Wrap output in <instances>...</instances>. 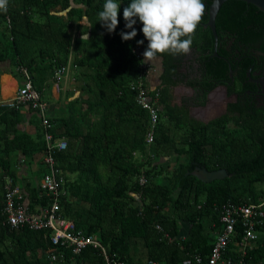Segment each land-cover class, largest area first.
Returning a JSON list of instances; mask_svg holds the SVG:
<instances>
[{"label": "trees", "instance_id": "obj_1", "mask_svg": "<svg viewBox=\"0 0 264 264\" xmlns=\"http://www.w3.org/2000/svg\"><path fill=\"white\" fill-rule=\"evenodd\" d=\"M71 1L75 5L70 6V0H8L7 11H0V64L8 62L12 74H19L16 67L23 66L42 96L53 70L64 65L70 53L74 78L80 82L79 94L65 102L64 114L49 118L58 122L60 132H53L54 136L65 140V148L54 153L55 167L62 177L58 212L85 234L96 237L108 256L122 264H143L148 259L158 264H179L194 253L207 255L215 232L221 228L222 205L264 199V116L253 122L228 115L207 123L196 121L185 108L170 103L169 86L176 83L170 75L185 54L166 53L158 57L159 83L150 91L157 94L160 106L154 140L145 145L147 112L136 104L135 93L128 85L136 79L143 60L131 50L137 47L143 55L148 42L138 19L133 40L122 41L119 35L131 31L125 28L123 19V9L130 0H116L121 5L113 34L98 22L105 0ZM210 1L203 0L205 12L191 45L197 53L196 61L206 66L222 62L210 56L213 38L202 24ZM243 5L239 0L224 1L215 15V29L224 16L236 17ZM55 7L58 9L52 10ZM138 40H144V44L137 45ZM222 70L217 69V76ZM202 85L210 87L208 83ZM22 108L0 102V264H104L100 252L91 246L77 253L58 246L50 259L49 228H11L3 223L5 177L16 184L20 178L10 163V153L20 150L24 162L36 159V178L46 171L39 120L33 112V136L20 130ZM226 125L251 126L261 135L259 166L241 164L257 159L256 150H249L255 145L252 134H247L245 141L231 144L213 138L209 128ZM170 154L175 155L171 164L156 163L159 156ZM195 165L209 170L225 168L232 173L202 182L190 174ZM140 173L146 178L142 185L137 183ZM156 176L163 181L156 182ZM21 189L30 212H37L51 200L38 183L25 182ZM235 231V238H239V222ZM257 231L246 259L264 264V218ZM228 247L233 255V246Z\"/></svg>", "mask_w": 264, "mask_h": 264}, {"label": "built area", "instance_id": "obj_2", "mask_svg": "<svg viewBox=\"0 0 264 264\" xmlns=\"http://www.w3.org/2000/svg\"><path fill=\"white\" fill-rule=\"evenodd\" d=\"M8 25V18H5ZM134 50V51H133ZM135 57L143 58L141 50L137 47L131 50ZM75 67L70 58L64 65H60L53 70L51 81L55 87L59 86L61 78L65 77L71 68ZM139 73L128 87L135 93V101L138 106L147 112V122L144 130V143L150 145L154 140L155 128L158 121L159 104L156 101L157 94H152L146 82L147 65L141 60ZM16 70L21 75V82L16 88L14 95L1 103L7 107L17 108L26 106L31 109L39 120L42 139L44 143L42 163L46 171L38 181V187L50 197V202L40 207L37 212H30L26 208L24 193L20 186L12 182L10 177H5L3 184V214L6 225L11 228L27 227L28 229L38 230L49 228V248L50 259L54 258L55 247H69L73 253L91 246L97 249L103 257L104 264H122V261L111 258L106 253L104 246L91 234H85L81 229L74 226L70 218L64 217L58 212L59 196L62 193L60 184L62 177L55 167L54 153L65 148V140L55 137L52 123L47 114V103L40 96L39 92L31 83L30 74L23 66H17ZM145 176L140 173L137 175V183L144 184ZM264 218V199L259 202H241L237 204H225L220 208L219 221L221 228L215 232V238L209 253L202 256L194 253L183 258L179 264H253L246 259L247 250L253 248L257 238V227L262 224ZM239 222L241 231L239 238H235V224ZM155 228L162 231L160 225L155 224ZM163 236L168 238L165 232ZM169 239V238H168ZM231 244L233 255L230 254ZM143 264H158L155 260L148 259ZM256 264H260L259 262Z\"/></svg>", "mask_w": 264, "mask_h": 264}, {"label": "flooded vegetation", "instance_id": "obj_3", "mask_svg": "<svg viewBox=\"0 0 264 264\" xmlns=\"http://www.w3.org/2000/svg\"><path fill=\"white\" fill-rule=\"evenodd\" d=\"M251 6L254 7L245 3L234 18L224 16L218 30L215 29L218 32L215 55L210 56L220 59L221 63L206 66L205 62L196 61L197 53L191 49L170 75L176 80L169 86L170 103L185 108L196 121L207 123L228 115L253 122L264 116V13ZM219 68L223 69L221 76H217ZM203 82L210 87L202 85ZM209 130L213 138L227 144L245 141L247 134H252L255 145L249 150H256L257 159L241 164L245 167L261 164V135L253 127L226 125ZM218 169H224L225 176L232 173L225 168Z\"/></svg>", "mask_w": 264, "mask_h": 264}, {"label": "clouds", "instance_id": "obj_4", "mask_svg": "<svg viewBox=\"0 0 264 264\" xmlns=\"http://www.w3.org/2000/svg\"><path fill=\"white\" fill-rule=\"evenodd\" d=\"M8 0H0V11H7ZM121 3L105 0L98 13V22L109 34L115 33ZM205 12L203 0H130L123 9L125 28L121 31L122 41H131L137 36L134 25L137 19L142 24L147 48L143 52L144 63L156 60L164 54H188L192 37ZM137 45L144 40L136 41ZM134 51V50H133Z\"/></svg>", "mask_w": 264, "mask_h": 264}, {"label": "crops", "instance_id": "obj_5", "mask_svg": "<svg viewBox=\"0 0 264 264\" xmlns=\"http://www.w3.org/2000/svg\"><path fill=\"white\" fill-rule=\"evenodd\" d=\"M57 9L58 7H55L52 10H57ZM56 14H60V11H57ZM146 65H147L146 82L148 87L150 89H153L159 83L158 75L160 72V59L157 58L152 62L146 63ZM0 69L1 70L3 69V71L0 72V102H2L3 100H6L7 98H10L14 95V92L21 81H18L14 76V74L8 71L9 69L8 62H6L4 65L0 64ZM73 70H74L73 68L70 69V71L68 72L69 74L67 73L66 76L64 77V85L61 89H59V86L55 87V85L51 80L49 85L46 88H44L41 97L47 103V114L49 118H55L57 115L64 114L65 102L78 96L79 94L78 85H80L79 84L80 82L75 80L74 78L75 72ZM5 77H7V79ZM21 112L24 113V119L18 124V128L33 136L35 133V128L31 120L33 118L32 115L34 113L33 111H30L26 106H23ZM51 123H52L53 132L55 134H58L60 130L58 127L57 120L55 119ZM174 160H175V155L170 154L167 156H159L156 159V163L171 164ZM10 163L12 164V166L15 167L17 171V175L18 177H20L18 181L20 188H22V185L25 182H29L31 184L34 183L37 185L40 177L36 178V176L34 175L38 167L36 159H34L33 161L24 162L21 151L14 150L13 152L10 153ZM155 180L156 182L159 183L163 181L162 177L160 176H156ZM133 196L135 200L138 201V196L136 195ZM24 201L25 203H27L26 195H24ZM182 228L183 231H185L184 230L185 226H182Z\"/></svg>", "mask_w": 264, "mask_h": 264}, {"label": "water", "instance_id": "obj_6", "mask_svg": "<svg viewBox=\"0 0 264 264\" xmlns=\"http://www.w3.org/2000/svg\"><path fill=\"white\" fill-rule=\"evenodd\" d=\"M226 0H211L210 3L207 6V18L206 21L203 23L204 27H208L212 38H213V53L212 55H215V48L217 44V36L215 32V26H214V19L215 15L220 7V5ZM243 1L245 3L252 4L254 7H256L258 10L264 13V0H239ZM73 3L70 1V6H72ZM199 108V107H198ZM192 176H194L196 179L202 181V182H210L215 179H220L226 175V172L224 169H215L208 171L205 168L201 166L195 165L193 170L190 172Z\"/></svg>", "mask_w": 264, "mask_h": 264}, {"label": "rangeland", "instance_id": "obj_7", "mask_svg": "<svg viewBox=\"0 0 264 264\" xmlns=\"http://www.w3.org/2000/svg\"><path fill=\"white\" fill-rule=\"evenodd\" d=\"M14 74V73H13ZM69 74V73H68ZM14 76L16 77V79L18 80V81H21V77L19 76V74H14ZM63 85H64V77L63 78H61V80L59 81V89H61L62 87H63ZM9 88H10V86H9Z\"/></svg>", "mask_w": 264, "mask_h": 264}]
</instances>
